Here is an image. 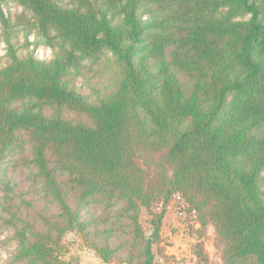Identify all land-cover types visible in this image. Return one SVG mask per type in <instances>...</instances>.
I'll return each mask as SVG.
<instances>
[{"label": "trees", "instance_id": "obj_1", "mask_svg": "<svg viewBox=\"0 0 264 264\" xmlns=\"http://www.w3.org/2000/svg\"><path fill=\"white\" fill-rule=\"evenodd\" d=\"M12 5L49 58L19 54ZM0 36L8 264H70L67 231L105 264H154L166 210L149 235L140 214L174 195L220 264H264V0H0Z\"/></svg>", "mask_w": 264, "mask_h": 264}, {"label": "rangeland", "instance_id": "obj_2", "mask_svg": "<svg viewBox=\"0 0 264 264\" xmlns=\"http://www.w3.org/2000/svg\"><path fill=\"white\" fill-rule=\"evenodd\" d=\"M22 12L21 8L15 7L14 5L10 6L7 10V13L10 14V18L12 21L16 23V30L14 31L15 43L18 48L19 54L24 55L27 52H32L33 56L37 59H46L51 56V49L43 43L36 45L38 41L37 39V31L30 27L27 19L18 17V15ZM40 41V40H39ZM28 44V45H27ZM6 51L5 45L2 37L0 36V66L6 64V59L4 58ZM106 56V55H105ZM90 62V60H89ZM88 63V62H87ZM85 78L88 79L89 86L83 85V78L79 79L77 85L81 87L82 92L86 95H91L94 91H99L102 93L104 86L106 85L107 79L103 75H94L93 73H89L85 75ZM179 195H174L171 202L163 206L162 203H154L150 209H142L140 214V223L144 228L146 234L151 233V224L150 221L154 215H158L163 209H167V207H173V209H177V206L180 208L183 206V200L177 198ZM185 207V204H184ZM183 213V212H182ZM185 216V215H184ZM197 217L195 214L189 217H185V222L189 224V233H191L194 241L192 243H187V246H184V251L182 252V256L178 258L169 259L168 255L165 252L164 244L161 241L160 245L153 247V252L155 255L154 264H213V260L215 261V255L217 256V251L213 248L212 240L213 233L212 229L209 227L206 231L201 230L198 224L195 223L197 221ZM202 240H204V247L210 256L207 262L200 260L199 258H194L191 254L193 250V246L197 241V237L201 236ZM6 238V235L0 237V264H8L11 253L14 251L15 246L13 244H3L1 240ZM62 244L65 247V253L62 256V260L66 261L70 264H105L103 263L95 252L88 248L85 242L80 238V236L73 231H67L62 236ZM181 248V246L179 247ZM166 254V255H165ZM213 255V256H212ZM182 257V258H180ZM217 261V260H216ZM109 264H115L114 262Z\"/></svg>", "mask_w": 264, "mask_h": 264}, {"label": "crops", "instance_id": "obj_3", "mask_svg": "<svg viewBox=\"0 0 264 264\" xmlns=\"http://www.w3.org/2000/svg\"><path fill=\"white\" fill-rule=\"evenodd\" d=\"M189 229V224L187 221L185 222V216L176 212L172 206L167 207L161 222L160 239L164 244L165 252L169 259L174 260L178 258L179 260V256H182V252L184 251V246L194 241L191 233H189ZM180 246L181 248H179ZM210 256L208 255L209 259ZM213 262V264H220L218 253L217 256L215 255V261L213 260Z\"/></svg>", "mask_w": 264, "mask_h": 264}, {"label": "built area", "instance_id": "obj_4", "mask_svg": "<svg viewBox=\"0 0 264 264\" xmlns=\"http://www.w3.org/2000/svg\"><path fill=\"white\" fill-rule=\"evenodd\" d=\"M178 199H179V196L177 197ZM184 207V203H183V206H182V208ZM194 214V212L192 213V215Z\"/></svg>", "mask_w": 264, "mask_h": 264}]
</instances>
